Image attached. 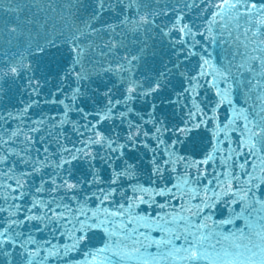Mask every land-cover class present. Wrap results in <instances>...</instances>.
Listing matches in <instances>:
<instances>
[{"label":"water","instance_id":"1","mask_svg":"<svg viewBox=\"0 0 264 264\" xmlns=\"http://www.w3.org/2000/svg\"><path fill=\"white\" fill-rule=\"evenodd\" d=\"M262 197L264 2L0 0V264H236Z\"/></svg>","mask_w":264,"mask_h":264},{"label":"snow or ice","instance_id":"2","mask_svg":"<svg viewBox=\"0 0 264 264\" xmlns=\"http://www.w3.org/2000/svg\"><path fill=\"white\" fill-rule=\"evenodd\" d=\"M264 2V0H261ZM111 51H115L111 45H109ZM87 52V49H83L76 53V55L82 56ZM199 70V69H198ZM195 76V73H193ZM222 111H225L222 109ZM228 119L227 114L222 118L221 123L223 124ZM211 123V121H210ZM212 145L209 144V148L211 149ZM243 159V158H242ZM208 167L212 168V162H209ZM264 199V197H262ZM163 201L161 200V203ZM176 203H179L177 201ZM237 208H239V204H237ZM164 211V209H161ZM155 215V213H153ZM132 224L135 227H131L125 223L122 225L123 227L127 228L130 233L137 232L139 225L136 224V221H132ZM206 227L205 225H201L200 228ZM200 228L196 229L195 231H191L183 236H164L163 233L168 231L166 226H161L157 224L151 231L155 232L157 235H160V239L153 240L150 235H146L145 239L149 241V246H153L157 249H167L170 253L171 257L176 258H169L167 256H162L160 260H152V261H142L141 264H201L203 254L205 249L203 247L202 241L204 239L203 235L200 232ZM180 239L184 240V244L179 248H176L174 242H178ZM139 243V242H137ZM239 251L236 253L240 257L236 264H264V237L260 238V243H255L252 240H249L247 243L238 244L236 246ZM135 251L139 252L140 249L137 248ZM196 254L200 259H192V255Z\"/></svg>","mask_w":264,"mask_h":264}]
</instances>
